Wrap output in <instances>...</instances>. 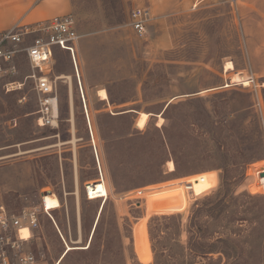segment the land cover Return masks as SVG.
<instances>
[{
  "label": "rangeland",
  "instance_id": "1",
  "mask_svg": "<svg viewBox=\"0 0 264 264\" xmlns=\"http://www.w3.org/2000/svg\"><path fill=\"white\" fill-rule=\"evenodd\" d=\"M72 3L79 75L57 50L58 128L38 125L25 56L11 80L25 87L0 86V156L20 164L1 172L17 192L0 202L63 203L67 247L42 214L29 249L44 264H264V0ZM138 7L152 13L145 37L130 25Z\"/></svg>",
  "mask_w": 264,
  "mask_h": 264
},
{
  "label": "built area",
  "instance_id": "2",
  "mask_svg": "<svg viewBox=\"0 0 264 264\" xmlns=\"http://www.w3.org/2000/svg\"><path fill=\"white\" fill-rule=\"evenodd\" d=\"M206 0H195L198 7ZM152 19L151 9L138 7L130 16V25L140 37L148 33ZM82 39L78 31L76 17L73 14L56 16L31 25L16 24L12 28L0 32V86L8 93L22 90L25 83L11 81L20 73L19 58L25 56L32 73L27 80L33 83V90L39 97L40 110L37 112L39 127L58 128L60 119L59 77L52 75V62L56 51L67 53L79 75L78 47ZM56 122L57 125L54 123ZM101 179H104L100 170ZM145 191H137V197L143 198ZM46 195H55L60 201L56 210L43 207ZM40 206L26 208L21 213H14L0 202V264H44L29 249V243L40 229L39 218L47 215L67 247L66 239L59 229L53 212L62 208V201L54 192H42ZM28 233V236H25ZM58 264V263H56Z\"/></svg>",
  "mask_w": 264,
  "mask_h": 264
},
{
  "label": "crops",
  "instance_id": "3",
  "mask_svg": "<svg viewBox=\"0 0 264 264\" xmlns=\"http://www.w3.org/2000/svg\"><path fill=\"white\" fill-rule=\"evenodd\" d=\"M151 1V0H150ZM159 2L177 0H153ZM72 0H0V32L6 31L18 23L31 25L39 21L47 20L56 16L72 14ZM4 150H0V155ZM0 156V196L4 192H17L7 183L6 174L1 175L4 169L19 167V162L12 160L10 166H6Z\"/></svg>",
  "mask_w": 264,
  "mask_h": 264
},
{
  "label": "bare ground",
  "instance_id": "4",
  "mask_svg": "<svg viewBox=\"0 0 264 264\" xmlns=\"http://www.w3.org/2000/svg\"><path fill=\"white\" fill-rule=\"evenodd\" d=\"M232 70H234V64L229 62L227 64V67H226V72L228 73V72H230ZM64 78L65 77H60V79H62V80H64ZM67 79H68V77H67ZM229 80H230L231 83L235 84V83H239L241 81H245V76L242 75V74H236L235 76L231 77ZM68 83H70V82L68 81ZM248 85H249V83L245 82V86H248ZM69 86H71V83L69 84ZM226 86H229V84H227ZM98 96L101 97V99L104 100V101H107L109 99L107 91L104 90V89H102V90H100L98 92ZM149 119H150V114L141 113L140 117H139V119L137 121V127L140 128V129H144L145 126L147 125ZM163 122H164V119L162 117H160L159 121H158V126H161L163 124ZM54 124L57 125L56 122ZM168 168H169V170L171 172L175 171L174 163L173 162H169L168 163ZM25 236H28V233H25Z\"/></svg>",
  "mask_w": 264,
  "mask_h": 264
},
{
  "label": "water",
  "instance_id": "5",
  "mask_svg": "<svg viewBox=\"0 0 264 264\" xmlns=\"http://www.w3.org/2000/svg\"><path fill=\"white\" fill-rule=\"evenodd\" d=\"M171 103V102H170ZM170 103L167 105V107L170 105ZM130 112H133V111H127V112H124V113H130ZM120 114H123V113H120ZM190 196H191V198H194V196H193V193L192 192H190Z\"/></svg>",
  "mask_w": 264,
  "mask_h": 264
},
{
  "label": "trees",
  "instance_id": "6",
  "mask_svg": "<svg viewBox=\"0 0 264 264\" xmlns=\"http://www.w3.org/2000/svg\"><path fill=\"white\" fill-rule=\"evenodd\" d=\"M130 113H132V112H130Z\"/></svg>",
  "mask_w": 264,
  "mask_h": 264
}]
</instances>
